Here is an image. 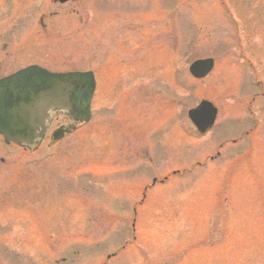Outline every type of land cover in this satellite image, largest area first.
I'll return each instance as SVG.
<instances>
[{
  "label": "rangeland",
  "instance_id": "1",
  "mask_svg": "<svg viewBox=\"0 0 264 264\" xmlns=\"http://www.w3.org/2000/svg\"><path fill=\"white\" fill-rule=\"evenodd\" d=\"M21 7L34 62L94 70L97 94L63 141L0 144V264H264V92L243 67L264 83V0ZM206 57L213 70L193 80L190 63ZM202 99L219 126L199 137L186 112Z\"/></svg>",
  "mask_w": 264,
  "mask_h": 264
},
{
  "label": "water",
  "instance_id": "2",
  "mask_svg": "<svg viewBox=\"0 0 264 264\" xmlns=\"http://www.w3.org/2000/svg\"><path fill=\"white\" fill-rule=\"evenodd\" d=\"M213 64V59L196 61L190 72L202 78ZM93 86L90 72L56 74L36 66L0 80V134L6 142L29 146L42 136L39 131L50 111H63L75 120H88ZM215 116L216 109L208 102L189 112V118L200 131L211 126Z\"/></svg>",
  "mask_w": 264,
  "mask_h": 264
},
{
  "label": "flooded vegetation",
  "instance_id": "3",
  "mask_svg": "<svg viewBox=\"0 0 264 264\" xmlns=\"http://www.w3.org/2000/svg\"><path fill=\"white\" fill-rule=\"evenodd\" d=\"M23 1L0 0V78H4L29 65L37 64L33 59L34 49L31 28L26 29V26L21 22L24 21L23 7L18 8V6ZM45 14L49 15L48 12L43 11L38 19V27L42 33L45 29ZM18 19L21 21L19 22ZM38 65L45 67L42 63H38ZM68 125V120L64 121L63 118L58 117L56 122L52 120L49 128Z\"/></svg>",
  "mask_w": 264,
  "mask_h": 264
}]
</instances>
